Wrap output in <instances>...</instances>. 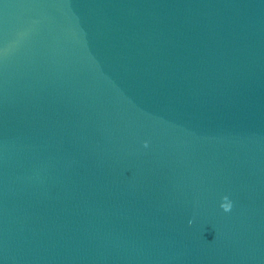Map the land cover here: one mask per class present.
<instances>
[{"label": "water", "instance_id": "obj_1", "mask_svg": "<svg viewBox=\"0 0 264 264\" xmlns=\"http://www.w3.org/2000/svg\"><path fill=\"white\" fill-rule=\"evenodd\" d=\"M0 264H264V0H0Z\"/></svg>", "mask_w": 264, "mask_h": 264}, {"label": "clouds", "instance_id": "obj_2", "mask_svg": "<svg viewBox=\"0 0 264 264\" xmlns=\"http://www.w3.org/2000/svg\"><path fill=\"white\" fill-rule=\"evenodd\" d=\"M222 200H223L224 202L221 203L220 207H221L225 212L230 211V210H231V207H232L231 202L228 201V198H227V197H223Z\"/></svg>", "mask_w": 264, "mask_h": 264}]
</instances>
